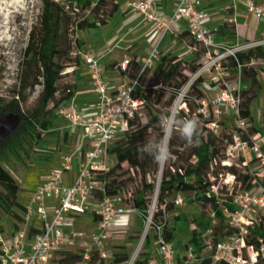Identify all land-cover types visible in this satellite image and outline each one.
Masks as SVG:
<instances>
[{
	"label": "trees",
	"instance_id": "1",
	"mask_svg": "<svg viewBox=\"0 0 264 264\" xmlns=\"http://www.w3.org/2000/svg\"><path fill=\"white\" fill-rule=\"evenodd\" d=\"M42 1L44 7L40 16L41 27L38 32L31 33L30 43L25 51V69L19 78V89L13 100L4 106L8 110L20 114L21 124L16 132L0 146V223L2 220L1 210L18 221H23V217L15 212V208L25 211V205L18 201L20 184L6 169L4 162H8L10 154H19L22 150L29 151L42 140V133L51 124L53 109H50L49 106L57 98L59 81L68 66L62 60L64 51L58 46L60 26L58 4L53 0ZM64 1V8L68 12V22L72 27L80 29L96 26L98 22L104 24L116 12L118 6L117 0ZM85 12L89 13L88 19L76 18ZM217 32L223 34L226 31L224 28H220ZM193 43L197 42L193 39ZM205 53V48L198 45V58L194 62H184L172 54L162 55L156 66L145 69L140 75L133 95L142 100L143 105L130 120L126 134L108 149V152L115 157L116 162L108 171L99 172L97 180L102 182L104 191H93L97 200L102 199L105 195L125 193L131 184H137L136 191L133 195L131 194L134 206L141 213H148V202L156 190L157 175L160 170V160L158 165L153 157L161 156L166 140L165 123L171 115L179 92L190 80L188 72L196 73L198 71ZM237 57L241 63L245 64L252 57L264 58V50L259 48L249 52H240ZM76 60L78 63L80 62L79 57ZM227 66L232 74L237 72V62L234 57H228ZM140 70L141 66L138 62L131 60L128 69L129 78L138 77ZM258 74L259 71L254 66L246 65L242 69L243 81L251 83L250 88L242 91L240 105L241 117L250 123L247 131L242 133V139L248 142L252 141V136L263 133V130L253 123L250 111L252 101L261 90ZM202 82L203 79L198 78L192 83L188 97L184 101L189 107L180 109L175 117V119L183 121V126L186 119L197 118L198 126L195 135L185 138L182 128L176 125L175 121L172 123V130L168 137V154L171 152L172 157L165 161L162 171L156 199L155 218H161L164 211L168 214L176 210L175 198L177 194H185L191 202L199 203L203 207H210L212 217H206L202 213L192 217L185 215L182 220L187 223L194 222L197 225V229L190 232V243L193 252L201 260L199 264H228L224 261L215 262L213 258L220 239L236 233V230L227 223L223 215V208L228 207L233 210V195L238 191L253 187L257 181V174L251 170L250 163L256 159L245 164L246 159L241 157L233 159L231 165L226 164L228 160L226 148L229 143L233 142L236 129L231 123L230 131L227 132L224 127L219 135L208 127L211 119H205L199 112L194 115L195 112L189 102L191 98L198 102L204 98L200 87ZM38 84L42 85L43 89L37 104L31 109L24 110L21 104L28 100L27 91L33 90ZM72 95L73 91L68 90L65 95L57 99L55 106L58 107L65 100H69ZM167 95L168 98L165 100ZM143 109H147L150 115L147 122H143L140 118ZM222 170H226L227 175H233L234 181L226 183L225 178L222 187H220L219 178L223 177ZM139 179L140 182H137ZM214 186L217 187V191H214ZM225 187L229 197L223 195ZM154 198L152 205L155 202ZM215 219L218 222L213 224ZM39 231L40 228L32 224L28 233L32 235ZM209 231L213 239L212 251L210 255L202 257L200 253L205 248L202 236ZM174 232L175 229H166V238L173 243L176 241ZM261 240L264 242L263 221L258 223L247 236V243L256 247L260 246ZM56 255L60 256L57 261L54 259ZM2 256L0 249V264H3ZM54 257L52 261H56V264H104V259L97 250L92 251L90 259L87 261L83 254L74 250H60ZM150 258V253L142 252L133 264H150ZM129 260L128 253H116L110 264H127Z\"/></svg>",
	"mask_w": 264,
	"mask_h": 264
},
{
	"label": "built area",
	"instance_id": "2",
	"mask_svg": "<svg viewBox=\"0 0 264 264\" xmlns=\"http://www.w3.org/2000/svg\"><path fill=\"white\" fill-rule=\"evenodd\" d=\"M235 1L241 2L258 20L264 21V4L256 0ZM128 5L165 32L183 21L187 23L190 36L205 48L207 57L194 74L190 85L198 78L207 77L215 90L211 98L199 101L198 112L202 113L205 119H211L208 127L216 134L224 128L217 117L223 112L232 116L236 131L233 142L226 148V164L231 165L233 159L245 158L248 153H252L259 161L264 176V134L252 136L251 142L243 140L242 133L247 131L250 123L241 117L240 111L244 90L242 69L246 65H262L264 69V58L252 57L249 62L243 64L237 57L240 52L259 48L264 50V38L235 45L217 43L215 34L218 28L210 29L204 24L207 13L203 0H179L171 17L157 12L156 0H130ZM230 22L234 24L235 19ZM97 25L102 23L98 22ZM112 51L111 49L109 52ZM81 54L91 71L92 84L98 96L96 114L90 119L86 118L73 103L61 106L58 112L72 126L83 129L90 148L80 159L78 176L72 185L64 183V175L73 169L75 161V155L69 154L64 157L59 167L51 169L48 180L39 184L33 191L30 202L25 205V216L27 221L40 224L39 232L29 235L27 227L17 228L10 235L0 231L3 264H51L54 255L60 250L79 251L87 261L94 248L101 249L111 233L127 232L130 227V214L136 212L135 209L127 207L126 193L105 195L97 200L93 191H104L97 176L100 171H108L112 167L108 160V149L126 134L130 120L143 105L142 100L134 97V89L139 83L140 75L145 69L153 68L160 60L161 54L156 46L143 57L140 60V73L134 79L128 78L131 59H124L118 64V68L127 78L116 89L109 87L104 76L105 67L101 60L106 53ZM230 56L237 62L234 77L227 66ZM178 95L185 99L188 92H179ZM183 104L186 106L185 102ZM180 109L175 104L170 119H175ZM227 176L226 183H232L234 176ZM213 189L217 191V187L214 186ZM183 201V197L178 194L175 205L179 206ZM232 204L234 209L224 207L223 215L236 233L220 239L213 255L214 261H224L228 264H264L263 240L258 247L247 243V236L252 229L261 221L264 222V185L256 181L250 189L236 192ZM87 213H92L98 218V229L89 239H83V233L76 227V222L79 216ZM139 213L145 223L142 244L154 234V245L161 257V261L151 259L150 264H176L177 251L173 243L166 238V229L169 228L166 211L158 219L155 218L156 206L147 214L140 211ZM189 251V256H193V248L190 247Z\"/></svg>",
	"mask_w": 264,
	"mask_h": 264
},
{
	"label": "rangeland",
	"instance_id": "3",
	"mask_svg": "<svg viewBox=\"0 0 264 264\" xmlns=\"http://www.w3.org/2000/svg\"><path fill=\"white\" fill-rule=\"evenodd\" d=\"M58 4L59 15H60V26L58 29V46L64 51V55L62 60L68 65L66 66L63 77L59 81V92L57 94V98L54 102H52L49 106L52 110V113L56 111V102L57 99L65 95L68 90H75V74L73 73V67L77 66L79 63L76 58L79 57V49L80 43L82 42V38L80 35H86L90 40L91 44H95V46H101L106 43V34L105 31L96 26L87 27L84 29L76 28L68 22L67 14L68 12L65 10V1L64 0H53ZM44 4L42 0H0V102L3 106L6 103H9L15 97L17 90L19 89V78L20 75L25 69V51L30 43V36L33 31L38 32L41 27L40 16L43 10ZM77 19L89 18V13L85 12L80 16H76ZM207 57L204 55L202 57L201 63L206 61ZM159 62V61H158ZM157 62V63H158ZM262 66V65H258ZM71 71V72H68ZM35 74V72H34ZM33 74V76H34ZM195 73H189L190 77L189 82L182 88L181 93L190 91V83L193 79ZM203 82L200 85L204 98H211L212 94L215 92L214 88L208 82L207 77H203ZM149 80L147 81V83ZM43 87L42 85H37L33 90L29 89L28 100L21 104L24 110H28L33 108L40 97L41 91ZM168 98H165V100ZM164 100V101H165ZM185 99H182L181 95H178L174 105L176 104L177 108L183 107L187 109L189 106H183ZM191 103L193 107V111L198 113V107L200 106V102L191 98ZM173 105V106H174ZM212 111V109H210ZM52 117V114H51ZM150 115L147 109H143L140 114V118L143 122H147ZM196 117V116H195ZM221 124L226 127V131H230V124L233 120V117L227 114L226 112L222 113L221 116L217 117ZM175 121V124L183 129V121L181 119H168L167 123H165V133L166 140L163 145L161 158H160V170L157 175V187L159 188V182L161 180L162 171L165 165L164 157L168 155V137L171 132L172 123ZM45 132V131H44ZM42 133L45 134V133ZM222 132L219 133V135ZM52 136H49L48 139H51ZM74 138L73 136H68L65 138H61L60 142L57 143V149L59 151L67 150L73 144ZM42 144L37 143L33 148L28 150H22L19 154H10L8 162H4V166L6 169L13 175V177L20 184V192L18 195V201L22 204L26 205L30 200L31 193L33 192L35 186L38 182L42 181V178L46 176L47 170L52 166L51 161L47 160L48 157L52 156L56 151L54 148L50 146L45 147ZM114 143L111 144L114 145ZM224 146V145H223ZM175 159V158H174ZM116 162L115 157H110V165L113 166ZM127 168V166H125ZM254 170V169H253ZM255 173L256 170H254ZM253 171V172H254ZM259 171V170H258ZM222 178H219L220 187L223 185V181L225 178H228L226 170H222ZM47 178V177H46ZM231 177H229L230 179ZM151 179V177H149ZM140 182V179L137 180ZM225 185V184H224ZM137 184H131L128 190L125 192L127 195L126 204L127 207L133 208L136 212L130 214V227L127 232L124 234H113L110 239H108L103 247L97 249L100 255L104 259V264H110L115 257L116 253H128L130 256V260L127 264H132L142 252H148L152 255H159L158 250H156V246L150 244L149 240L142 244V247L138 253L135 255L139 245L143 239V230H144V221L143 217L139 213L138 209L134 206L133 195L136 191ZM155 192L150 196L149 210H151L153 198L156 194ZM158 193V192H157ZM158 195V194H157ZM178 195V194H177ZM184 201L183 204L176 206V210L172 213H168L169 219V228L175 229V249L177 251V262L176 264H199L200 259L197 258V254L194 253L193 256L190 255V247L192 248V244L190 243L191 235L190 232L197 229V225L194 222L187 223L183 221V217L193 215L205 214L206 217H212V210L210 207H203L199 203H194L189 200V197L185 194H180ZM223 195L225 197H229L228 190L225 187L223 190ZM157 209V205H156ZM15 212L23 217V221H18L10 214L1 210V230L5 235H10L17 228H23L24 224H26L25 220V211L15 208ZM92 213H87L81 215V218L77 219L76 227L80 229L83 233V239H89L91 233L93 231V227L95 226L94 221L92 220ZM218 221L215 219L213 224H216ZM202 242L205 245L204 250L200 253L202 257L208 256L212 251L213 239L211 232L204 233L202 236ZM178 244V246H177ZM94 250H96L94 248ZM93 250V251H94ZM154 251V252H153ZM60 256L56 255L54 259H59ZM56 261H52L51 264H56ZM85 264V263H84Z\"/></svg>",
	"mask_w": 264,
	"mask_h": 264
},
{
	"label": "crops",
	"instance_id": "4",
	"mask_svg": "<svg viewBox=\"0 0 264 264\" xmlns=\"http://www.w3.org/2000/svg\"><path fill=\"white\" fill-rule=\"evenodd\" d=\"M129 1L130 0H117V10L111 18L102 25H96V27H100L105 31L106 43L104 45L95 46V44L90 43L86 35H80L82 38L78 52L80 55V62L77 66L73 67L76 87L75 90H73L72 97L56 107V111L52 113L51 124L47 130H44L45 134L42 135L43 138L39 142V144L44 143L43 145L45 147L50 146L54 148L56 152L47 158V160L51 161L52 166L47 170L46 176L42 178V181L38 182L34 190L39 184L48 180L51 169L59 167L64 157L69 154L75 155V161L73 169L65 173L64 183L66 185H72L78 176L80 159L83 157L86 150L90 148V143L84 137L83 129L81 127L72 126L70 122L58 112L61 106L73 103L86 118L90 119L96 114L98 96L92 84L91 71L81 53H106L101 63L105 67V79L112 89H116V87L127 78L118 68L119 63L126 58H130L131 60L137 61L138 64L142 66L140 60L148 55L156 46H158L161 56L166 54L176 55L184 62H194L197 60L199 44L193 43L186 22L183 21L179 25L174 26L170 31L165 32L156 24L148 22L142 14L132 10L128 5ZM256 1L264 4V0ZM178 2L179 0H156V10L166 17H171ZM203 7L207 13L204 23L205 26L210 29L224 28L226 31L223 34L216 32L215 40L217 43L235 45L240 42L264 38V21L258 20L241 2L235 0H203ZM231 19H235L234 24L230 22ZM111 49L113 51L109 52ZM254 67L259 71L258 79L261 84V90L252 101L250 111L253 117V123L261 128L264 134V69L262 66L260 67L258 65ZM235 74L231 73L232 77H234ZM243 86L244 89H248L251 83L243 81ZM233 121L234 120H232L231 123H233ZM49 136H52V138L48 139ZM68 136H73V144L69 149L59 151L57 149V143L60 142L61 138H65L66 140ZM110 157L112 158L114 156L109 154V163ZM245 159L246 162H250L252 159H256V157L254 154L248 153ZM250 166L252 171L256 170L257 172V182L264 185L263 171L259 161L256 159V161L250 163ZM32 194L33 192L31 193L30 199ZM29 202L30 200L28 203ZM91 216L95 223L92 231L93 233L98 229V218L93 214H91ZM80 218L81 216H79V219ZM25 220L26 224H24V227H27V229H29L32 224L40 228L38 222L32 223V221H27L26 216ZM113 234H124V232L111 233L108 239H110ZM148 240L150 244L154 245V234H151ZM173 245L175 247V243H173ZM150 252L151 251H148V253ZM150 257V260L155 259L161 261L160 255H152L150 253Z\"/></svg>",
	"mask_w": 264,
	"mask_h": 264
},
{
	"label": "water",
	"instance_id": "5",
	"mask_svg": "<svg viewBox=\"0 0 264 264\" xmlns=\"http://www.w3.org/2000/svg\"><path fill=\"white\" fill-rule=\"evenodd\" d=\"M21 124V116L18 113L5 115L0 110V145L13 135Z\"/></svg>",
	"mask_w": 264,
	"mask_h": 264
},
{
	"label": "clouds",
	"instance_id": "6",
	"mask_svg": "<svg viewBox=\"0 0 264 264\" xmlns=\"http://www.w3.org/2000/svg\"><path fill=\"white\" fill-rule=\"evenodd\" d=\"M197 126H198V120L197 118H188L185 120L184 122V126L182 129L183 132V136L185 138H190L193 137L196 133L197 130ZM170 157H172L171 152L164 157L165 160H168ZM160 155H157L155 157H153L154 161L159 165V160H160Z\"/></svg>",
	"mask_w": 264,
	"mask_h": 264
},
{
	"label": "flooded vegetation",
	"instance_id": "7",
	"mask_svg": "<svg viewBox=\"0 0 264 264\" xmlns=\"http://www.w3.org/2000/svg\"><path fill=\"white\" fill-rule=\"evenodd\" d=\"M0 110L5 114V115H8V114H11V113H15V112H12V111H10V110H8V109H6V108H4V106L1 104V102H0ZM12 136V135H11ZM10 136V137H11ZM8 139V138H7ZM4 144V143H3ZM2 145V144H1ZM0 145V146H1Z\"/></svg>",
	"mask_w": 264,
	"mask_h": 264
},
{
	"label": "bare ground",
	"instance_id": "8",
	"mask_svg": "<svg viewBox=\"0 0 264 264\" xmlns=\"http://www.w3.org/2000/svg\"><path fill=\"white\" fill-rule=\"evenodd\" d=\"M170 133V132H169ZM158 191H156V195H155V198H154V203H153V205H152V208L151 209H153L155 206H156V199H157V193ZM141 247H142V242H141V244L139 245V247H138V249H137V251H136V253H135V255H138V253H139V251H140V249H141Z\"/></svg>",
	"mask_w": 264,
	"mask_h": 264
}]
</instances>
